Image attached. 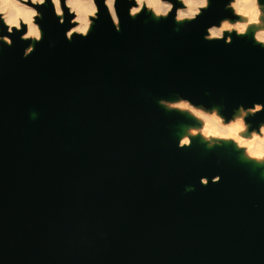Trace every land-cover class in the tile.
<instances>
[{"label":"water","instance_id":"obj_1","mask_svg":"<svg viewBox=\"0 0 264 264\" xmlns=\"http://www.w3.org/2000/svg\"><path fill=\"white\" fill-rule=\"evenodd\" d=\"M92 1L84 34L67 36L73 14L45 0L38 39L21 24L0 41V264H264L260 168L232 147L181 145L194 120L161 104L219 106L226 121L259 105L244 120L258 130L264 46L207 37L236 18L231 0L178 22V0L159 18L113 0L117 24Z\"/></svg>","mask_w":264,"mask_h":264},{"label":"bare ground","instance_id":"obj_2","mask_svg":"<svg viewBox=\"0 0 264 264\" xmlns=\"http://www.w3.org/2000/svg\"><path fill=\"white\" fill-rule=\"evenodd\" d=\"M28 4H21L18 3L17 0H0V4L7 3H16L21 11L24 9L27 10H34L36 11L35 5H39L41 3L32 4L31 0H25ZM44 1V0H43ZM135 6L130 9V14L133 15V8L137 9L139 11L142 6H148L151 8L152 13L155 16L157 14V11L162 15L165 12H167L168 5H171V3L168 1L167 3H162L159 0H135ZM105 4L108 8V11L113 19L114 22H116V17L113 13V0H105ZM200 0H189L188 3H183V7L176 10V16L179 14V12L184 13V18H187L189 14H193L196 11L197 6H199ZM54 10L56 12L57 5L53 4ZM59 7L61 8V15L58 16L59 20L61 21L63 19V15L65 14V8L68 9L69 13H73L74 18L72 19L73 22V28H83L84 32H86L89 22H88V14L94 10V6L92 4L91 0H64L63 3L60 2ZM232 7L236 9L237 12H239L240 19L235 21L234 23H229V28L236 29V33H240V26L242 25L244 27V32L247 30L253 31L254 37L264 39V30L262 28H257L256 25L253 22H249L245 20L246 13L249 15H253V9L252 5L245 4L242 0H234L232 3ZM179 10V12H178ZM136 11V12H137ZM16 12L15 8L7 7L4 9L3 13H0V16H14ZM135 12V13H136ZM175 21L178 22L179 20L176 19ZM0 20L3 22V24L6 27V34L3 36H0V41H4L8 43L10 41L11 35L14 33L15 27L12 28L11 33H8L7 31V25L4 23V19L0 18ZM18 23L23 24L25 26V32L22 35L23 38L26 37L27 32L29 31L31 25L27 24L23 20V16L17 17ZM181 20V19H180ZM224 23H221L219 26H212L208 29V37H219L223 30ZM32 25H34L38 31V37L40 36V30L38 28V24L36 25L33 22L32 17ZM71 29L67 32L71 31ZM213 31L219 33L220 35H213ZM73 32H71L72 34ZM80 33V32H76ZM8 36V39H5L4 37ZM30 37V36H28ZM32 40L36 39L37 37H30ZM31 47L27 49L30 50ZM255 106V105H254ZM217 108V111L219 110V106H215ZM258 106H255L257 108ZM189 115H191L189 113ZM236 116H238L239 120L241 117L245 116L244 113L241 111L236 112ZM193 117V115H192ZM194 125H182L181 131L179 132V143L181 145L188 144L191 140L198 141L200 143L206 144L207 141L212 139H216L217 145L224 146V147H232L233 149L237 150V158L245 163H247L251 168H260V175L264 177V125H260L259 127V135L254 137V135H250L246 133V129H243L242 124L239 122L235 123H228L227 121L223 120L219 116H211L207 113L200 112L197 116H195L194 119ZM196 126V129L194 132H188L189 128ZM194 129V128H193ZM213 143V141H212ZM215 143V142H214ZM208 144V145H207ZM206 145L209 146V142ZM203 182L205 180L203 179Z\"/></svg>","mask_w":264,"mask_h":264},{"label":"rangeland","instance_id":"obj_3","mask_svg":"<svg viewBox=\"0 0 264 264\" xmlns=\"http://www.w3.org/2000/svg\"><path fill=\"white\" fill-rule=\"evenodd\" d=\"M18 1V3H23V4H28L25 0H17ZM45 1V0H44ZM44 1H43V3H44ZM51 1V3H52V0H50ZM92 1V0H91ZM135 1V0H134ZM160 2H162V3H167L168 2V0H159ZM180 3H181V0H178ZM233 1L234 0H231V2L229 3V5H228V7L232 10V13L234 14V15H236V18L234 19V20H229V19H225V20H223V21H221L220 22V24L221 23H225V22H229V23H234L235 21H237V20H239L240 19V13L239 12H237L236 11V9L234 8V7H232V3H233ZM242 1H244V3L245 4H248V5H252V8H249L250 10L251 9H253V11L256 13V15H255V18H253V15H249V14H246V18H245V20H247V21H249V22H253L255 25H256V27L257 28H262L263 30H264V3H259L258 2V0H242ZM59 4H60V0H59ZM92 4H93V6H94V10L92 11V12H90V14H88V17H87V19H88V22H89V26H88V28H87V30H86V32L89 30V28H90V26H91V24H92V20H91V18L92 17H94L95 16V12H96V8H95V5H94V3H93V1H92ZM182 5H181V7H179V8H182L183 7V3H181ZM52 5H53V3H52ZM206 5H207V0H206ZM54 7V6H53ZM134 7V6H133ZM142 7H145L146 8V10L147 11H149L151 14H152V16L154 15L153 13H152V11H151V8L150 7H148V6H142ZM204 7H206V6H204ZM204 7H202L201 6V3L199 4V6H197V8H196V11L193 13V14H197V13H199L200 12V9L201 8H204ZM178 8V9H179ZM169 11V10H168ZM167 11V12H168ZM36 13H37V15L36 16H39V13L37 12V11H35ZM54 12H55V10H54ZM137 12H139V11H137ZM136 12V13H137ZM113 13H114V9H113ZM135 13V14H136ZM55 14H56V12H55ZM73 14V13H72ZM115 15V14H114ZM163 16H166V15H164V14H160V15H155V16H153L154 18H159V17H163ZM63 17H64V15H63ZM74 18V15H73V17H72V19ZM72 19H71V22H72ZM189 18L187 17V18H183V19H181V20H179V21H184V20H188ZM63 20V19H62ZM33 22L35 23V21H34V17H33ZM73 23V22H72ZM116 24H117V21L115 22ZM36 24V23H35ZM219 24V25H220ZM37 25V24H36ZM74 25V24H73ZM218 25V26H219ZM38 26V25H37ZM73 27V26H72ZM71 27V28H72ZM39 28V27H38ZM70 28V29H71ZM40 30V29H39ZM232 31H234V32H236V29H234V28H230V31L229 30H223V32H222V34L219 36V37H222V35H223V33H230V32H232ZM85 32V33H86ZM41 33V32H40ZM73 33H76V32H73ZM254 32L252 31H249V30H247V32L245 31V32H243V34H241V33H239L240 35H250L253 39H254V41L255 42H257V43H259V44H261V45H263L264 46V39H260V38H255L254 37V34H253ZM41 35V34H40ZM40 37V36H39ZM207 37H208V35H207ZM23 38V37H22ZM28 39H31L30 37H27ZM208 38H217V37H208ZM36 39H38V38H36ZM36 39H34V40H36ZM10 42V41H9ZM8 42V43H9ZM161 104H162V106L164 107V108H166L167 110H177V111H180V112H182V113H184L186 116H188V117H190V118H192L193 120L195 119V116H197L200 112H204V113H207V114H209V115H211V116H219V117H221L223 120H225L224 118H223V116L220 114V112H219V110L217 111V108L216 107H214V108H211V109H204V108H202V107H196V106H192V105H190L188 102H186V101H183V100H180V99H172V100H164V101H161ZM255 106H258L257 108H255ZM254 107H253V109H248V110H243V109H238L239 111H241L242 113H244V115L245 116H243V117H241L240 118V120H239V118H238V116H236V112L238 111V110H236L235 111V113H234V115L232 116V118L230 119V120H228L227 122L228 123H230V124H232V123H235V122H239L240 124H242V126H243V129L245 128L246 129V133L247 134H250V135H254V137H256V136H258L259 135V127H260V125H264V124H260L259 125V127H258V130H252V131H250L249 129H248V127H249V125L244 121L245 120V117L246 116H248V115H250V114H252L254 111H256V110H259V105H255ZM189 113L191 114V115H189ZM192 115H193V117H192ZM226 121V120H225ZM195 124V123H194ZM194 124H192V125H194ZM194 128V129H193ZM196 129V126H193V127H191V128H189V131L188 132H194V130ZM216 139H212V141H213V143H212V141L211 140H209V141H207L206 142V144L209 142V146H213V145H215L217 142L215 141ZM215 142V143H214ZM208 145V144H207Z\"/></svg>","mask_w":264,"mask_h":264},{"label":"clouds","instance_id":"obj_4","mask_svg":"<svg viewBox=\"0 0 264 264\" xmlns=\"http://www.w3.org/2000/svg\"><path fill=\"white\" fill-rule=\"evenodd\" d=\"M31 2H32V4L43 3V0H31ZM188 2H189V0H181V3H188ZM52 3L57 5V7H56L57 15H61L62 12H61V8L59 7V0H52ZM200 3H201L202 7L206 6V0H200ZM7 7H12V8L16 9V12H15L14 16H11V17H9V16H0V18H3L4 19V23L8 26L7 27L8 33H11L13 27H15L17 30L20 29L21 25H20V23H18L17 17L23 16L24 22L29 24V25H31V27H30L29 31L27 32L25 38H27L28 36L39 38L38 37V31H37L36 27L34 25H32V17L37 15V13L34 10L24 9L23 11H21L20 7L16 3H11V4L3 3V4H0V13H3L4 9L7 8ZM171 7H172V5H168V9L169 10L171 9ZM136 11H137V9L133 8V15H135ZM178 12H179V10H178ZM156 15H160L159 11H157ZM164 15H167V12H165ZM255 15H256V13L253 12V18H255ZM194 17H195V14H189V16H188L189 19H192ZM183 18H184V13L183 12H179V14L176 16L177 20H180V19H183ZM226 29L230 31V28H229V25H228L227 22H225L223 24V27H222V30H226ZM71 32H80L81 34L85 33L83 28H80V29L73 28L68 33V35H71ZM243 32H244V27L241 25L240 26V33L243 34ZM213 35H220V32L217 33L215 31H213ZM4 38L8 39V36H5Z\"/></svg>","mask_w":264,"mask_h":264}]
</instances>
